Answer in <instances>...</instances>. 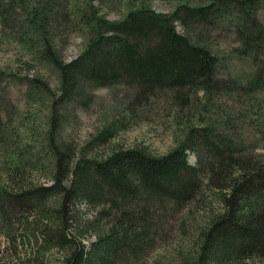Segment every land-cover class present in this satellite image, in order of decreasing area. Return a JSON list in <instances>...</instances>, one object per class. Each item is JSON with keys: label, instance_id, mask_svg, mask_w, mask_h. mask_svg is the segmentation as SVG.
Returning <instances> with one entry per match:
<instances>
[{"label": "trees", "instance_id": "1", "mask_svg": "<svg viewBox=\"0 0 264 264\" xmlns=\"http://www.w3.org/2000/svg\"><path fill=\"white\" fill-rule=\"evenodd\" d=\"M12 1L16 3L0 0L6 27L11 14H17ZM66 1L63 6L60 0L16 3L24 10V25L17 29L29 32L26 38L20 30L19 38L34 56L28 58L29 70L40 62L47 64L57 75L58 88L51 93L56 101L45 133L37 130L34 114L19 120L27 127L22 139L16 126L0 120V235L8 244L0 257H12V264H143V255L161 232L164 217L158 212L185 208L201 200L208 189L219 210L209 211L206 222L196 226L191 249L184 256L181 248L177 252L179 264H264V152L245 145L250 139L236 127L230 112L224 111L225 117L210 106L195 110L197 102L186 99L196 93L194 97L201 93L212 99L228 93L234 107L244 112L240 117H249L248 132L263 137L264 129L258 125L261 104L254 95L264 89V65L260 61V68L244 82L219 79L216 53L208 45L189 41L187 31L177 28V22L186 30L228 19L233 7L239 15L248 11V29L238 34L243 49L257 62L264 45L258 2L173 0L169 11L160 12L152 0H116L122 1L123 11L109 20L102 11L104 1L86 0L84 5H79L82 0ZM70 18L78 25L68 26ZM69 29L83 36V46L64 60L55 55L50 34ZM11 76L12 70L0 68V84ZM34 80L32 90L50 91L48 82ZM114 81H124L136 91L125 109L128 115L110 116L100 127L95 138L109 146L104 154L73 160L71 148L60 146L56 138L66 117L58 108L72 100L87 106L91 99L83 85L109 86ZM159 93L163 102L173 97L193 106L174 144L160 154L137 143L113 144L115 140H110L126 129L130 112L148 106L149 97ZM1 103L0 98V107ZM188 152L196 154L194 164ZM47 178L52 182H45Z\"/></svg>", "mask_w": 264, "mask_h": 264}, {"label": "rangeland", "instance_id": "2", "mask_svg": "<svg viewBox=\"0 0 264 264\" xmlns=\"http://www.w3.org/2000/svg\"><path fill=\"white\" fill-rule=\"evenodd\" d=\"M4 1L7 3V0ZM60 1H62V6L67 3L66 0ZM82 1L79 5H84L86 0ZM101 1H104L102 10L104 16L109 20H114L120 16L123 11L122 1L114 0L113 3L110 0ZM208 1L192 0L194 4H205ZM256 1L259 7L257 11L258 20L260 26L264 29V0ZM16 3L12 1L14 10L15 8L16 10L18 9ZM152 4L156 11L167 12L172 8L174 2L173 0H152ZM232 10L234 11L235 7L229 11ZM0 11H2L1 4ZM22 12H24L23 9ZM17 13L19 12L17 11ZM249 14L250 12L248 11L241 13L243 20L245 18L246 21H241L242 25L237 26L239 30L248 29V17L250 16L251 19ZM4 19L6 18L4 17ZM222 20L218 21L215 19L211 24H208L210 26L206 23L196 24L192 26L193 29L185 28L186 30H183L177 22V28L180 32L187 31L186 36L189 41L193 43L198 41L202 45H208L216 53L218 57V67H215L217 78L237 77L245 81L256 68H260V61L264 65V45L260 48L261 52L257 56V65L253 58L241 53L240 50L243 47L240 46L233 25L225 21V19ZM8 21L11 22L10 28L7 27L3 30L0 18V68L6 70V72L12 70V76L3 80L0 84L2 89L0 91V98L2 99L0 120L1 122H8L12 127L16 126L18 137L22 139L27 132V127L25 124L19 125L18 123L20 119L27 115H35L38 131L45 133L49 129L50 124L47 121L49 110L56 101V97L51 93L57 91L58 80L54 70L45 63L40 62L34 69L29 70L32 63L28 58L29 56L34 58V56L32 50L19 38L22 35L20 30H23L26 38L28 37L26 33L29 32L25 29H17L18 26L22 27L24 25L23 15L11 14ZM74 24L78 25V22H73L70 18L68 26ZM50 35L54 40L55 47L53 49L55 55L63 57L64 60L73 58L83 46V36L78 32H72L71 29L66 33L57 30L56 32H51ZM32 45L33 43L30 42V46ZM31 79H35L36 81L34 80V82L40 80L43 85L48 82L47 89H50V91L40 88L32 90ZM83 86L91 99L87 106L79 102L75 103L72 100L66 101L63 106L58 108V112L64 113L66 117L64 118L65 121H62L59 126L56 134L58 137L56 138L60 146L64 147L67 145L71 148L73 160L81 155L98 157L109 149L106 143L98 144V139L95 136L99 132L100 127L110 120V116H117V114L128 115V111L125 109L135 98L134 94L136 92L130 84L124 81H114L109 86ZM259 92L260 90L254 96L258 98L261 104L262 117L259 119L261 122L258 125L264 129V91L262 93ZM196 94H192V97L189 95L190 97L186 98L197 102L195 110L200 106L205 109L210 106L211 111L221 113L225 117L226 112L224 111L230 112L237 119L236 127L242 131L245 137H248L247 139H250L249 142L245 140V145L253 146V149L258 150L256 153L264 152V136H253L252 130L248 132L246 127L249 117L247 116V120L240 117L244 112L239 107H234L236 105L228 99V95H226L228 93L221 92L220 97H214L213 99L207 95L203 96L201 93L194 97ZM149 98L150 104L148 106L140 105L134 109L135 112H130L132 117H128L129 122H127L126 129L119 131V134L110 140H115L113 144L120 143L126 146L137 143L139 146L147 147L152 153L159 154L167 151L174 144L175 136L180 134L181 129L183 131L184 122L189 120L191 116L190 109L193 106L190 105L191 107H189V105L180 104L173 97H168L171 99L163 102L164 97L161 93H159L158 97ZM217 106L221 107L220 110L216 108ZM245 111L247 112V110ZM16 117L17 123H15ZM219 132L226 133L225 130H219ZM43 134L39 136L41 140L43 139ZM108 144L111 145V143ZM188 153L189 162L194 164L196 162V154ZM44 180L47 183L52 182L49 178ZM203 195L204 197L201 200L188 204L185 208L180 206L175 211L166 212L161 210L158 212V215L164 217L163 223L160 224L162 225L161 232L153 246L143 255V264H179L177 252L181 248L184 256V253L186 254L188 249H191L190 244H192L193 234L195 229H197L196 226L198 227L206 222L209 211L212 209L219 210L220 205L210 190L203 191ZM165 203L171 206L167 199ZM80 206L84 211H90L86 203H82ZM161 233H163L162 236ZM6 245H8L6 240L0 235V250H3ZM0 264H12V257L9 259V257L4 256V260L0 257Z\"/></svg>", "mask_w": 264, "mask_h": 264}]
</instances>
